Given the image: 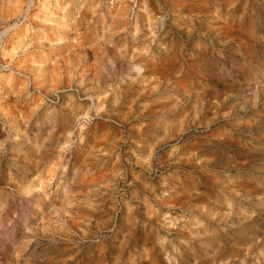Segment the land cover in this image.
Listing matches in <instances>:
<instances>
[{"label": "clouds", "instance_id": "clouds-1", "mask_svg": "<svg viewBox=\"0 0 264 264\" xmlns=\"http://www.w3.org/2000/svg\"><path fill=\"white\" fill-rule=\"evenodd\" d=\"M0 264H264V0H0Z\"/></svg>", "mask_w": 264, "mask_h": 264}]
</instances>
